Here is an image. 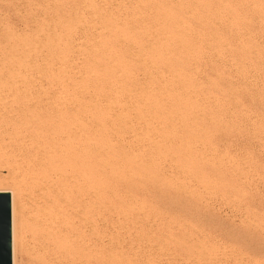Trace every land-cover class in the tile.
Masks as SVG:
<instances>
[{
  "label": "rangeland",
  "instance_id": "rangeland-1",
  "mask_svg": "<svg viewBox=\"0 0 264 264\" xmlns=\"http://www.w3.org/2000/svg\"><path fill=\"white\" fill-rule=\"evenodd\" d=\"M110 1L0 0V186L21 184L7 174L20 144L51 126L18 113L31 102L37 112L80 104L87 264H264V0ZM18 263L28 264L24 253Z\"/></svg>",
  "mask_w": 264,
  "mask_h": 264
},
{
  "label": "bare ground",
  "instance_id": "bare-ground-1",
  "mask_svg": "<svg viewBox=\"0 0 264 264\" xmlns=\"http://www.w3.org/2000/svg\"><path fill=\"white\" fill-rule=\"evenodd\" d=\"M51 1V0H50ZM97 1V0H96ZM99 1V0H98ZM102 1V0H101ZM107 1V0H106ZM109 1V0H108ZM115 1V0H114ZM189 1V0H188ZM196 1V0H195ZM194 1V2H195ZM198 1V0H197ZM104 2V1H103ZM112 2V0L110 1ZM128 2V1H127ZM173 2V1H172ZM225 2V1H224ZM251 2V1H250ZM91 3V2H89ZM102 3V2H101ZM106 3V2H105ZM131 3V2H129ZM169 3V2H168ZM258 3V2H257ZM93 4V3H92ZM119 4V3H118ZM154 4V3H153ZM176 4V3H175ZM198 5V3H196ZM238 4V3H237ZM243 4H245L243 2ZM51 5V4H50ZM104 5V4H103ZM106 5V4H105ZM110 5V4H108ZM107 5V7H108ZM133 5V4H132ZM139 5V4H137ZM174 5V4H171ZM252 6H254L251 3ZM45 6V5H44ZM43 6V7H44ZM93 6V5H92ZM145 6V5H144ZM194 6V5H192ZM100 7V6H99ZM103 7V6H102ZM105 7V6H104ZM131 7V6H130ZM87 8V7H86ZM110 8V7H109ZM135 8V7H134ZM148 8V7H147ZM201 8V7H200ZM204 8V7H203ZM102 9V8H101ZM112 10V8H110ZM80 10V7H79ZM86 12L88 9H85ZM90 10V9H89ZM137 10V9H136ZM188 10V9H187ZM191 10V8H190ZM197 10V9H196ZM203 10V9H202ZM251 10V9H250ZM26 11V10H25ZM92 11V10H91ZM94 11V10H93ZM106 11V10H105ZM85 12V11H84ZM89 12V11H88ZM147 12V11H146ZM209 12V11H208ZM250 12V11H249ZM78 13V12H77ZM89 12L88 14H90ZM95 13V12H94ZM93 13V14H94ZM100 12H98L99 14ZM108 13V12H107ZM80 14V13H79ZM77 14V15H79ZM111 14V12H110ZM121 14V13H120ZM125 14V13H124ZM131 14V13H130ZM129 14V15H130ZM143 14V13H142ZM47 15V14H46ZM72 15V13H71ZM100 15V14H99ZM105 15V14H104ZM109 15V14H108ZM134 15V14H133ZM195 15V14H194ZM210 15V14H209ZM206 15V16H209ZM53 16V15H52ZM80 16V15H79ZM78 16V17H79ZM95 16V15H94ZM98 16V15H96ZM101 16V15H100ZM99 16V17H100ZM132 16V15H131ZM213 16V15H211ZM31 17V16H30ZM72 17V16H71ZM70 17V18H71ZM114 17V16H113ZM142 17V16H141ZM218 17V16H217ZM82 18V17H81ZM102 18V17H101ZM115 18V17H114ZM112 18V19H114ZM137 18V17H136ZM149 18V17H148ZM151 18V17H150ZM149 18V19H150ZM49 19V18H48ZM98 19V18H94ZM105 19V18H104ZM209 19V18H208ZM223 19V17H222ZM259 19V18H258ZM85 20V19H84ZM99 20V19H98ZM116 20V19H115ZM140 20V19H139ZM197 20V19H196ZM215 20V19H213ZM218 20V19H217ZM260 20V19H259ZM75 21V20H73ZM81 21V20H80ZM79 21V22H80ZM91 21V20H90ZM90 21L87 20L89 23ZM95 21V20H94ZM97 21V20H96ZM119 21V20H117ZM116 21V22H117ZM210 21V20H209ZM216 21V20H215ZM214 21V22H215ZM227 21V20H226ZM223 21V22H226ZM229 21V20H228ZM231 21V20H230ZM261 21V20H260ZM92 22V21H91ZM99 22V21H98ZM97 22V23H98ZM101 22V21H100ZM157 22V21H156ZM155 22V23H156ZM78 23V22H77ZM95 23V22H93ZM97 23H95L97 25ZM150 23V22H149ZM206 23V22H205ZM228 23V22H227ZM102 24V23H101ZM180 24V23H179ZM183 24V23H182ZM87 26V24H85ZM106 25V24H105ZM185 25V24H183ZM153 26V25H152ZM262 26V24H261ZM260 26V27H261ZM52 27V26H50ZM73 27V25H72ZM79 26H77L78 28ZM106 27V26H105ZM131 27V26H130ZM156 27V26H155ZM235 27V26H234ZM38 27L36 26V29ZM84 28V27H83ZM112 28V27H110ZM139 28V27H137ZM157 28V27H156ZM231 28V27H230ZM5 29V28H4ZM75 29V28H74ZM82 29V28H81ZM95 29V28H94ZM104 29V28H103ZM132 29V27H131ZM141 29V28H140ZM175 29V28H174ZM49 30V29H48ZM84 30V29H83ZM102 30V28H101ZM114 30V29H113ZM220 30V29H219ZM236 30V29H235ZM238 30V28H237ZM64 31V30H63ZM80 31V28H79ZM95 31V30H94ZM99 31V30H98ZM137 31V30H136ZM178 31V30H177ZM239 31V30H238ZM263 31V30H262ZM37 32V31H36ZM92 32V31H91ZM96 32V31H95ZM94 32V33H95ZM101 32V31H100ZM103 32V30H102ZM71 33V32H70ZM74 33V32H73ZM80 33V32H79ZM98 33V32H97ZM105 33V32H104ZM119 33V32H118ZM140 33V32H139ZM147 33V32H146ZM165 33V32H164ZM239 33V32H238ZM253 33V32H251ZM22 34V33H21ZM78 34V33H77ZM81 34V33H80ZM89 34V33H86ZM148 34V33H147ZM151 34V33H150ZM167 34V33H166ZM20 35V34H19ZM96 35V34H95ZM144 35V34H143ZM152 35V34H151ZM168 35V34H167ZM173 35V34H172ZM241 35V34H240ZM256 35V34H255ZM93 37V35H90ZM102 36V35H101ZM156 36V34H155ZM154 36V37H155ZM95 37V36H94ZM100 37V36H99ZM146 37V36H145ZM176 36H173V38ZM76 38V37H75ZM97 38V37H96ZM160 38V37H159ZM79 39V38H77ZM86 39V38H85ZM90 39V38H89ZM95 39V38H94ZM76 40V39H74ZM88 40V39H86ZM121 40V39H120ZM119 40V41H120ZM147 40V39H146ZM179 40V39H178ZM31 41V40H30ZM39 41V40H38ZM42 41V40H41ZM83 41V40H82ZM209 41V40H208ZM255 41V40H254ZM71 42V40H70ZM78 42V41H77ZM90 42V40H89ZM96 42V41H95ZM242 42V41H241ZM185 43V42H184ZM248 43V42H247ZM61 44V43H60ZM59 44V45H60ZM99 44V43H98ZM96 45V43H95ZM132 45V44H131ZM130 45V47H131ZM240 45V44H239ZM27 46V45H26ZM23 46V47H26ZM37 46V45H36ZM77 46V45H76ZM84 46V45H82ZM87 46V45H86ZM74 47V46H73ZM80 47V46H79ZM91 47V45H89ZM101 47V46H100ZM129 47V48H130ZM149 47V46H148ZM94 48V46L92 47ZM248 48V47H247ZM57 49V48H56ZM95 49V48H94ZM164 49V48H162ZM220 49V48H218ZM24 50V49H23ZM91 50V49H89ZM181 50V49H180ZM227 50V49H226ZM98 51V50H97ZM166 51V50H165ZM173 51V50H172ZM193 51V50H192ZM221 51V50H220ZM23 52V51H22ZM46 51H44L45 53ZM136 52V51H135ZM167 52V51H166ZM196 52V51H195ZM227 52V51H226ZM5 53V52H4ZM92 54V52L90 51ZM55 54L56 53H52ZM82 54V53H81ZM133 54V53H132ZM136 54V53H135ZM141 55V53H139ZM144 54V51H143ZM215 54V52H214ZM232 54V53H231ZM31 55V54H30ZM54 55V56H55ZM57 55H61L58 54ZM78 55V54H76ZM84 55V54H82ZM81 55V57H82ZM93 55V54H92ZM103 55V54H102ZM196 55V54H195ZM198 55V54H197ZM218 55V54H217ZM23 55H21L22 57ZM43 56V55H41ZM53 56V55H52ZM51 56V57H52ZM88 56V55H87ZM134 56V55H133ZM138 56V55H135ZM142 56V55H141ZM154 56V55H153ZM158 56V55H157ZM186 56V55H185ZM214 56V55H213ZM39 57V56H38ZM46 57V56H45ZM44 57V58H45ZM56 57V56H55ZM62 57V56H61ZM90 57V56H89ZM129 57V56H128ZM144 57V56H143ZM208 57V56H207ZM215 57V56H214ZM30 58V57H29ZM70 58V57H68ZM74 58V57H73ZM92 58V57H91ZM106 58V57H105ZM137 58V57H136ZM1 59V58H0ZM25 59V58H24ZM82 59V58H81ZM87 59V58H86ZM147 59V58H146ZM31 60V59H30ZM42 60V59H41ZM44 59L43 61H45ZM55 60V59H54ZM57 60V59H56ZM71 60V59H70ZM88 60V59H87ZM103 60V59H102ZM110 60V59H109ZM217 60V59H216ZM39 61V60H37ZM59 61V60H58ZM77 61H80L78 59ZM112 61V60H111ZM145 61V60H144ZM148 61V60H147ZM42 62V61H40ZM52 62V61H51ZM73 62V61H72ZM114 62V61H112ZM149 62V61H148ZM151 62V61H150ZM155 62V61H154ZM184 62V61H183ZM31 63V61H30ZM62 63V62H61ZM80 63V62H79ZM82 63V62H81ZM80 63V64H81ZM107 63V62H106ZM36 64V63H35ZM58 64V63H57ZM151 64V63H150ZM194 64V63H193ZM221 64V63H220ZM42 65V64H41ZM47 65V64H46ZM55 65V64H54ZM67 65V64H66ZM202 65V64H201ZM58 66V65H55ZM62 66V64H61ZM68 66V65H67ZM81 66V65H80ZM150 66V65H149ZM185 66V65H184ZM199 66V65H198ZM238 66V65H237ZM240 66V65H239ZM252 66V65H251ZM35 67V65H34ZM65 68V65L63 66ZM75 67V66H74ZM112 67V66H111ZM154 67V65H153ZM187 67V66H186ZM247 67V66H246ZM9 68V67H8ZM71 68V67H69ZM67 68V69H69ZM79 68V67H78ZM110 68V67H109ZM42 69V68H41ZM53 69V68H52ZM112 69V68H111ZM121 69V68H120ZM225 69V68H224ZM238 69V68H237ZM253 69V68H252ZM15 70V69H13ZM44 70V69H43ZM47 70V69H46ZM50 70V69H49ZM70 70V69H69ZM201 70V69H200ZM254 70V69H253ZM20 71V70H19ZM18 71V72H19ZM38 71V70H37ZM57 71V70H56ZM152 71V70H151ZM160 71V70H159ZM220 71V70H219ZM223 71V70H222ZM235 71V70H234ZM26 72V71H25ZM24 72V73H25ZM30 72V71H27ZM32 72V71H31ZM46 72V71H45ZM44 72V73H45ZM94 72V71H93ZM154 72V71H153ZM161 72V71H160ZM236 72V71H235ZM6 73V72H5ZM20 73V72H19ZM77 73V72H76ZM163 73V72H162ZM161 73V74H162ZM238 73V72H237ZM22 74V73H21ZM41 74V73H40ZM239 74V73H238ZM24 75V74H23ZM52 75V74H50ZM164 75H167L166 72ZM30 77V75H28ZM246 76V75H245ZM19 77V76H18ZM28 77V78H29ZM79 77V76H78ZM168 77V76H167ZM249 77V76H248ZM20 78V77H19ZM32 78V77H30ZM29 78V79H30ZM169 78V77H168ZM171 78V77H170ZM187 78V77H186ZM194 78V77H193ZM23 79V78H21ZM33 79V78H32ZM31 79V80H32ZM73 79V78H72ZM159 79V78H158ZM79 80V79H78ZM23 81V80H22ZM85 81V80H84ZM166 81V80H165ZM26 81H24L25 84ZM32 82V81H31ZM152 82V81H151ZM167 82V81H166ZM245 82V79H244ZM11 83V82H10ZM9 83V84H10ZM28 83V82H27ZM162 83V82H161ZM169 83V82H168ZM175 83V82H174ZM247 83V82H245ZM244 83V84H245ZM15 84V83H14ZM30 84V83H29ZM58 84V83H57ZM61 84V83H59ZM178 84V83H177ZM176 84V86H177ZM49 85V82H48ZM77 85V84H76ZM247 85V84H246ZM17 86V85H16ZM19 86V85H18ZM31 86V85H27ZM44 86V84H43ZM73 86V85H72ZM160 86V85H159ZM167 86V85H166ZM11 87V86H10ZM26 87V86H25ZM24 87V88H25ZM113 87V86H112ZM156 87V86H155ZM154 87V88H155ZM167 88V87H166ZM174 88V87H173ZM42 89V88H40ZM48 89V88H47ZM51 89V88H50ZM63 89V88H62ZM92 89V88H91ZM105 89V88H104ZM178 89V87L176 88ZM18 90V89H17ZM15 90L16 92H18ZM20 90V89H19ZM39 90V89H38ZM61 90V89H60ZM79 90V89H78ZM82 90V89H80ZM160 90V89H158ZM175 90V89H174ZM2 91V90H1ZM10 91V90H9ZM25 91V89H24ZM29 91V90H28ZM27 91V92H28ZM86 91V90H85ZM138 91V90H136ZM141 91V90H140ZM173 91V90H172ZM33 92V91H32ZM36 92V91H35ZM48 92V91H47ZM54 92V91H53ZM59 92V91H58ZM67 92V91H66ZM135 92V89L134 91ZM132 92V93H133ZM42 93V92H41ZM40 93V94H41ZM51 93V92H50ZM95 93V92H93ZM92 93V94H93ZM165 93V92H164ZM11 94V93H10ZM9 94V96H10ZM31 94V93H30ZM36 94V93H35ZM55 94V93H54ZM111 94V93H110ZM114 103L119 98L116 92ZM162 94V93H161ZM33 95V93H32ZM56 95H59L56 93ZM63 95V94H62ZM94 95V94H93ZM130 95V94H128ZM136 95V93H135ZM7 96V95H6ZM12 96V94H11ZM14 96V95H13ZM11 98H14V97ZM21 96V95H20ZM25 96V95H24ZM126 96V95H125ZM124 96V97H125ZM32 97V96H31ZM43 97V96H42ZM122 97V96H121ZM133 97V96H132ZM140 97V96H139ZM142 97V96H141ZM155 97V96H154ZM7 98V97H6ZM10 98V99H11ZM29 98V97H27ZM36 98V97H35ZM109 98V97H108ZM126 98V97H125ZM128 98V96H127ZM130 98V97H129ZM23 99V98H22ZM42 99V98H41ZM237 99V98H236ZM1 100V99H0ZM14 100V99H13ZM50 100V99H49ZM130 100V99H128ZM205 100V99H204ZM131 101V100H130ZM218 101V100H217ZM8 102V101H7ZM34 102V101H33ZM64 102V101H63ZM77 102V101H76ZM132 102V101H131ZM13 103V102H11ZM62 103V102H61ZM70 103V102H69ZM105 103V102H104ZM107 103V102H106ZM110 103V102H108ZM107 103V104H108ZM120 103V102H119ZM122 103V102H121ZM141 103V102H140ZM8 104V103H7ZM15 104V103H14ZM31 105L22 109L21 119L49 121L51 126L28 136L19 146L15 166L7 174L21 176V184L0 186V193L11 196L12 264H19L22 254L28 264H87L91 250V161L88 143L87 110L76 103L57 105L54 111L37 112ZM56 104V103H55ZM123 104V103H122ZM3 105V104H0ZM6 105V104H5ZM53 105V104H52ZM51 105V106H52ZM113 107V104H110ZM42 106V105H41ZM10 107V106H9ZM137 107V106H135ZM140 107V106H139ZM2 108V107H1ZM131 108V107H130ZM13 109V108H12ZM117 109V107H115ZM121 108H119L120 110ZM132 109V108H131ZM1 110V109H0ZM118 110V111H119ZM125 110V109H124ZM7 112V111H6ZM123 112V111H122ZM121 112V116L124 113ZM135 112H137L135 110ZM4 113V112H2ZM10 113V112H9ZM115 114V113H114ZM140 114V113H139ZM11 116V113L9 114ZM14 115V114H12ZM133 115V114H132ZM146 115V113H145ZM1 116V115H0ZM127 116V115H126ZM134 116V115H133ZM132 116V117H133ZM147 117V116H144ZM149 117V116H148ZM9 118V116H8ZM7 118V119H8ZM149 119H151L149 117ZM134 120V119H133ZM152 120V119H151ZM16 121V119L14 120ZM1 122V121H0ZM138 122V121H137ZM148 122V121H147ZM3 124V123H2ZM0 125V127L2 126ZM15 124V122L13 123ZM128 124V123H127ZM134 124V123H133ZM142 124V121H141ZM156 124V123H154ZM110 125V124H109ZM144 125V124H143ZM17 126V125H16ZM150 126V125H149ZM154 126V125H153ZM129 128V127H128ZM2 129V128H1ZM137 129V128H136ZM3 130V129H2ZM129 130V129H128ZM152 130V128H151ZM29 131V130H28ZM92 131V130H91ZM145 131V130H144ZM121 132V131H120ZM128 132V131H127ZM131 132V131H130ZM140 132V131H139ZM146 132V131H145ZM170 132V131H169ZM176 132V131H175ZM132 133V132H131ZM149 133V131H148ZM147 133V134H148ZM130 134V133H129ZM157 134V133H156ZM177 134V132H176ZM179 134V133H178ZM97 135V134H96ZM142 135V134H141ZM114 136V135H113ZM145 136V135H143ZM152 136V135H150ZM25 137V136H24ZM127 137V136H126ZM122 138V137H120ZM132 138V137H131ZM130 138V139H131ZM155 138V137H154ZM157 138V137H156ZM7 139V138H6ZM119 139V137H118ZM128 138H126L127 140ZM121 141V139H119ZM129 140V139H128ZM166 140V139H165ZM174 142V140H173ZM176 143V141H175ZM179 143V142H178ZM193 143V142H192ZM139 144V143H138ZM185 144V143H183ZM195 144V143H194ZM197 144V143H196ZM182 145V144H181ZM136 146V145H135ZM8 147V145H7ZM140 147V146H139ZM126 148V147H125ZM202 148V147H201ZM134 149V147H133ZM15 150V149H14ZM134 151V150H133ZM141 151V150H140ZM209 151V150H208ZM130 152V151H129ZM137 152V151H136ZM211 152V151H210ZM104 153V152H103ZM208 153V152H207ZM11 154V153H10ZM217 154V153H216ZM15 155V154H14ZM148 155V154H147ZM159 155V154H158ZM219 155V154H218ZM218 157V156H217ZM225 157V155H224ZM110 159V158H109ZM155 159V158H154ZM202 160V158H200ZM224 159V158H223ZM167 160V159H166ZM2 162V161H1ZM167 162V161H166ZM172 163V162H171ZM13 164V163H12ZM173 165V164H171ZM1 167V166H0ZM177 167V166H176ZM236 169V168H235ZM239 169V168H238ZM177 170V169H176ZM127 172V171H126ZM186 172V171H185ZM179 173V172H178ZM9 174V175H10ZM9 175L7 176L9 178ZM191 176V175H189ZM185 177V176H183ZM3 178V177H2ZM174 178V177H173ZM178 178V177H177ZM181 178V177H180ZM191 179V178H190ZM245 179V178H244ZM7 180V179H6ZM9 180V179H8ZM3 181V180H2ZM5 181V180H4ZM189 181V180H188ZM1 182V181H0ZM192 183V182H191ZM4 185V183H2ZM9 184V183H8ZM190 185V184H189ZM198 186V185H197ZM200 188V187H199ZM201 189H203L201 187ZM194 190V189H193ZM207 190H205L206 192ZM214 194V193H213ZM136 200V199H135ZM96 205V204H95ZM141 205V204H140ZM109 207V206H108ZM95 208V207H94ZM101 211V210H100ZM106 211V210H105ZM133 215V214H132ZM140 215V214H139ZM97 216V215H96ZM109 217V215H107ZM134 217V215H133ZM95 218V217H94ZM128 218V217H127ZM135 218V217H134ZM100 219V218H99ZM125 219V218H124ZM161 219V218H160ZM95 220V219H94ZM110 221V220H109ZM138 222V221H137ZM130 223V222H129ZM135 223V222H133ZM99 224V223H98ZM102 224V223H101ZM127 224V223H125ZM147 224V223H146ZM100 225V224H99ZM154 225V224H152ZM166 225V224H165ZM110 226V225H109ZM122 226V225H121ZM131 226V225H130ZM139 226V225H138ZM99 227V226H98ZM104 227V226H103ZM114 227V226H113ZM118 227V226H117ZM140 227V226H139ZM147 227V226H146ZM97 228V227H96ZM107 228V227H106ZM122 228V227H121ZM136 228V227H135ZM151 228V227H150ZM153 228V227H152ZM116 229V227H114ZM118 229H120L118 227ZM139 229V228H138ZM152 230V229H151ZM105 231V230H104ZM116 231V230H114ZM123 231V230H122ZM110 232V230H108ZM104 233V232H103ZM109 234V233H108ZM149 234V233H148ZM185 234V233H184ZM101 235V234H100ZM131 235V234H130ZM137 235V234H136ZM106 236V235H105ZM140 236V235H139ZM152 236V234H151ZM95 237V236H94ZM97 237V236H96ZM143 237V236H142ZM114 238V237H112ZM139 238V237H138ZM99 239V238H98ZM102 241V238H100ZM115 239V238H114ZM113 239V240H114ZM119 239V238H118ZM127 239V238H126ZM170 239V238H169ZM109 240V239H108ZM112 240V239H110ZM131 240V238H130ZM130 240L128 243H130ZM134 240V239H133ZM107 241V240H106ZM117 241V240H116ZM120 241V240H119ZM118 241V242H119ZM122 241V240H121ZM127 241V240H126ZM125 241V242H126ZM152 241V240H151ZM103 242V241H102ZM105 242V241H104ZM109 242V241H108ZM112 242V241H111ZM109 242V243H111ZM197 242V241H196ZM106 243V242H105ZM108 243V244H109ZM115 243V242H114ZM122 243V242H121ZM127 243V244H128ZM103 244V243H102ZM107 244V247H108ZM146 244V243H145ZM153 244V243H151ZM111 245V244H109ZM124 245V244H123ZM122 245V247H123ZM126 245V243H125ZM140 245V244H139ZM138 245V246H139ZM117 246V245H116ZM114 246L113 249H116ZM144 246V245H143ZM141 246V247H143ZM148 247V245H146ZM94 247V246H93ZM103 247V246H102ZM106 247V246H105ZM106 247V249H107ZM110 247H113L112 245ZM109 247V248H110ZM132 247V246H131ZM134 247V246H133ZM153 247V246H152ZM162 247V246H161ZM207 247V246H206ZM105 249V250H106ZM127 249V248H126ZM134 249V248H133ZM145 249V247H144ZM149 249V248H148ZM159 249V248H158ZM207 249V248H206ZM97 250V249H96ZM119 250V249H118ZM122 250V249H121ZM125 250V248H124ZM131 250V249H130ZM138 250V249H137ZM157 250V249H156ZM154 250V251H156ZM212 250V249H211ZM98 251V250H97ZM99 251H102L101 249ZM108 251V250H106ZM105 251V253H106ZM111 251V250H110ZM120 251V250H119ZM153 251V250H152ZM153 251V252H154ZM158 251V250H157ZM127 252V251H126ZM141 252V251H140ZM198 252V251H197ZM103 253V252H102ZM122 253V252H121ZM170 253V252H169ZM140 254V253H139ZM185 254V253H184ZM108 255V254H107ZM120 256V254H118ZM117 255V256H118ZM130 256V254H128ZM109 256V255H108ZM116 256V257H117ZM132 256V254H131ZM169 256V254H168ZM93 257V256H92ZM106 257V256H105ZM205 257V256H204ZM203 257V259H204ZM94 258V257H93ZM110 258V256H109ZM206 258V257H205ZM107 259V258H106ZM112 259V258H111ZM132 260V258L130 260ZM144 259V258H143ZM175 259V257H174ZM93 260V259H92ZM97 260V259H96ZM108 260V259H107ZM120 260V258H119ZM140 260V259H139ZM109 261V260H108ZM161 261V260H159ZM173 261V259H172ZM21 262V261H20ZM111 262V261H110ZM113 262V261H112ZM123 262V261H122ZM138 262V261H137ZM137 262L135 264H137ZM104 263V262H103ZM102 263V264H103ZM177 263V262H175ZM201 263V262H200ZM26 264V263H25ZM96 264V263H94Z\"/></svg>",
  "mask_w": 264,
  "mask_h": 264
},
{
  "label": "water",
  "instance_id": "water-1",
  "mask_svg": "<svg viewBox=\"0 0 264 264\" xmlns=\"http://www.w3.org/2000/svg\"><path fill=\"white\" fill-rule=\"evenodd\" d=\"M0 264H12L11 196L0 193Z\"/></svg>",
  "mask_w": 264,
  "mask_h": 264
}]
</instances>
